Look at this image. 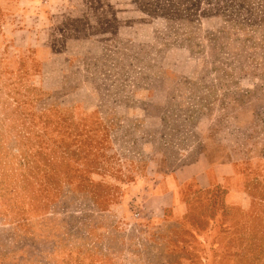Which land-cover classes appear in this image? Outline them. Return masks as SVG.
Masks as SVG:
<instances>
[{
  "label": "rangeland",
  "instance_id": "1",
  "mask_svg": "<svg viewBox=\"0 0 264 264\" xmlns=\"http://www.w3.org/2000/svg\"><path fill=\"white\" fill-rule=\"evenodd\" d=\"M0 264H264V0H0Z\"/></svg>",
  "mask_w": 264,
  "mask_h": 264
},
{
  "label": "crops",
  "instance_id": "2",
  "mask_svg": "<svg viewBox=\"0 0 264 264\" xmlns=\"http://www.w3.org/2000/svg\"><path fill=\"white\" fill-rule=\"evenodd\" d=\"M173 187V186H172ZM172 189H174V188H172ZM173 191V190H172ZM168 193H171L170 191L169 192H167V194L166 195H168Z\"/></svg>",
  "mask_w": 264,
  "mask_h": 264
}]
</instances>
